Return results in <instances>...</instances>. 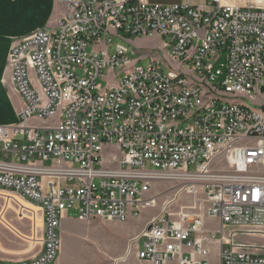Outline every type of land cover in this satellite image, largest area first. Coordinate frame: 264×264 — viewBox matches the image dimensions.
<instances>
[{"label":"built area","instance_id":"built-area-1","mask_svg":"<svg viewBox=\"0 0 264 264\" xmlns=\"http://www.w3.org/2000/svg\"><path fill=\"white\" fill-rule=\"evenodd\" d=\"M63 2L54 28L19 38L7 55L23 107L16 124H0V224L22 220L27 228L8 230L30 255L0 264H51L67 212L139 218L164 179L171 194L125 255L264 264V6Z\"/></svg>","mask_w":264,"mask_h":264},{"label":"crops","instance_id":"crops-1","mask_svg":"<svg viewBox=\"0 0 264 264\" xmlns=\"http://www.w3.org/2000/svg\"><path fill=\"white\" fill-rule=\"evenodd\" d=\"M151 3H159L162 5L169 4H189L191 6H199L207 0H147ZM247 0H224L225 3L231 5L244 6ZM67 6L63 0H0V124H16L19 121L18 111L23 107V101L14 90L7 69V55L10 45L41 27L54 28L60 17L66 12ZM25 208L30 211L35 210L30 204L20 201ZM34 212V211H33ZM69 217V218H66ZM139 217L137 220H139ZM40 222L39 219L36 220ZM79 221L75 218L73 212H67L60 221L59 233L61 247L65 238L68 236L69 246L73 249L75 246V238L67 232L79 225ZM108 223V221H101ZM112 223H115L114 221ZM125 225V222H116ZM146 224V222H145ZM5 230V229H4ZM135 228L129 236L136 233ZM71 233V232H70ZM128 236V237H129ZM127 237V238H128ZM1 257L4 260H17L28 257L29 250L23 246L9 245L0 237ZM70 259L62 257V253L55 258L51 264H92L86 258L82 251L70 254ZM96 262V261H95ZM137 262H139L137 260ZM99 264V263H94ZM141 264V262H139Z\"/></svg>","mask_w":264,"mask_h":264},{"label":"rangeland","instance_id":"rangeland-1","mask_svg":"<svg viewBox=\"0 0 264 264\" xmlns=\"http://www.w3.org/2000/svg\"><path fill=\"white\" fill-rule=\"evenodd\" d=\"M250 1L256 2L260 6H264V0ZM130 41L134 45L144 46L143 48L157 47L159 43V40L156 37H131ZM141 64L144 65L145 62L143 61L141 62ZM162 68H164V66ZM189 171H191V169H189ZM174 185V182L165 179L156 181L152 187V193L156 197V205L155 207L146 210L140 216L141 218L139 220H137L138 218L128 219L125 222V225L118 224L116 222L103 223L100 220L94 219L86 222H80L79 225L67 232L69 236L75 233L72 235L75 238V246H73V249L71 248V246H69V238L67 236L63 243V248L61 247L60 243L57 256L62 253V257L70 259L71 253L82 251V254L86 258H91L88 260L91 263L93 261L94 263L99 264H139L132 251L128 255H125V250L128 245V238L142 230L145 222H147L151 217L157 215L161 211L162 206L171 194ZM199 199H201L202 201V196H199ZM192 201V198L187 199V203H191ZM174 208H176L175 205L173 206V209ZM191 221L192 219L187 220V222ZM21 222L22 220H17L16 218H7L5 221V225H10L11 227H5L4 225L2 226V224H0V237H2L3 241H5L9 245H14L17 247L22 245V242L15 235H13L11 231L8 230V228L14 229L17 232L18 229L21 228ZM208 223L210 226H218V222L215 220H209ZM22 227L24 229L27 228L25 224L22 225ZM135 228H138V231L129 236V233H131ZM24 229H22V231H25ZM224 230L225 232H227V228H225ZM217 235H219V233H217ZM59 237H61L60 233ZM27 249L29 250V248Z\"/></svg>","mask_w":264,"mask_h":264},{"label":"bare ground","instance_id":"bare-ground-1","mask_svg":"<svg viewBox=\"0 0 264 264\" xmlns=\"http://www.w3.org/2000/svg\"><path fill=\"white\" fill-rule=\"evenodd\" d=\"M116 259V258H115Z\"/></svg>","mask_w":264,"mask_h":264}]
</instances>
